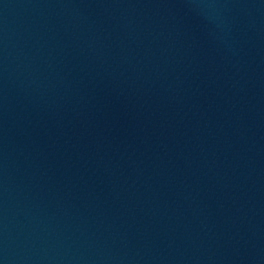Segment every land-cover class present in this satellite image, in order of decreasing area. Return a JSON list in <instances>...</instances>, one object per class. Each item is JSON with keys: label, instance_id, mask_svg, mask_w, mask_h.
Returning <instances> with one entry per match:
<instances>
[{"label": "water", "instance_id": "water-1", "mask_svg": "<svg viewBox=\"0 0 264 264\" xmlns=\"http://www.w3.org/2000/svg\"><path fill=\"white\" fill-rule=\"evenodd\" d=\"M0 264H264V0H0Z\"/></svg>", "mask_w": 264, "mask_h": 264}]
</instances>
